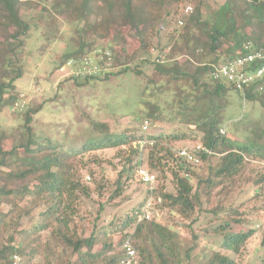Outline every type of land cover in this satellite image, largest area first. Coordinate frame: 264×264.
I'll list each match as a JSON object with an SVG mask.
<instances>
[{"label":"trees","instance_id":"16d2710c","mask_svg":"<svg viewBox=\"0 0 264 264\" xmlns=\"http://www.w3.org/2000/svg\"><path fill=\"white\" fill-rule=\"evenodd\" d=\"M206 1L208 0H0V112L8 107L13 115L18 116V112L13 110L14 102L18 99L15 82L24 75L21 61L31 30L28 16L21 14L22 8L33 10L38 4L41 11L51 15L54 12L67 19L86 20L89 24L87 31L105 42L110 36V31L115 28L133 30L139 41L138 49L133 53L145 54L142 61L148 63V52L162 45V33L169 30L175 20L177 23V20L181 21L180 18L186 17L183 9L187 4L194 5L197 13H200ZM52 18L56 21L54 14ZM192 21L194 26L199 28V34L187 33L184 46L177 45L163 58L162 63L160 60L163 56H157L153 63L162 79L160 83L150 80L152 89L146 87L140 96L139 105L149 108L153 114L154 122L151 126L154 123L166 122L168 131L163 130V134L154 133L152 130L145 133L142 126L138 134H117L107 124L96 122L93 123V128L103 135L101 139L65 149L51 142L45 147L34 140L32 115L39 110L30 108L22 114L28 136L26 144L5 149L2 146L4 134L0 133V230L7 228L10 222L12 226L18 224L21 219V215L17 213L18 203L31 196L34 202H44L48 206L42 216H56L61 241L71 249L72 255L76 256L75 260L67 264H118L123 243L129 237L140 241V244H134L138 251L139 264H239L235 257L255 235V230L233 216L210 228L217 237L212 244L214 250L201 259L198 255L194 257L195 243L193 247L183 250L181 238L177 233L153 220L140 219L147 196L144 198L145 202L137 205L134 213L128 215L123 222H111V233L112 237L117 235L116 242L111 240L108 230L104 227L95 225L89 236L80 235L74 227L71 228V217L68 215L74 208L64 200V197L70 196L80 187L79 180L75 181L73 174V162L91 152L121 149L122 155L125 156L115 181L116 190L113 197L121 195L124 183H129L135 178L141 166H148L156 172L169 173L175 183L176 192L159 193V196L168 202L167 207L177 209L178 214L185 219L196 211L202 185L215 189L228 178L240 174L248 160L264 162V131L259 141L251 143L240 142L233 136L227 137L220 133L224 122V109L219 106L218 100L232 87L211 78V66L219 65V58L207 60L216 54L225 42H231L233 45L226 50L227 60L224 62L239 56L246 42L251 41L256 49L264 48V0H226L215 19L206 21L202 26L197 18ZM244 26L249 27V34H246ZM56 34L50 30L48 41L57 38ZM90 49L91 45L84 44L78 50L66 53L63 61L84 56ZM184 49L185 54L182 53ZM113 53L117 69L121 67V56H117L116 51ZM178 55H183L180 57L183 60L176 59ZM193 60L196 61V67L189 73L186 70ZM127 71L128 69L124 68L119 72ZM133 71L142 76L141 70ZM119 72H110L103 78L74 80H105ZM160 95L164 96L163 100L157 97ZM151 97L153 100H150ZM244 97L259 102L264 107V92H258L256 87L248 89ZM184 126L191 132H197L196 135L200 134V141L194 142V139L191 145L201 143L212 151L211 155L201 157L202 164L214 156L219 157L217 168L211 170L217 180L214 177L209 180L201 179L199 167L202 164L199 166L189 163L178 155L177 151L181 149L178 142L186 139L183 130L179 129ZM184 131L186 132L187 128ZM142 141H153V145L141 147ZM246 181L251 183L253 197H259L264 187V174L254 181ZM15 183H20V186L14 187ZM82 192L89 196L87 188L83 187ZM230 199L234 201L235 197L230 196ZM4 203L11 205L7 212L1 211ZM101 211L102 207L98 217ZM232 212L239 214L237 210L232 209ZM214 213L218 214L216 210ZM11 216L18 219L11 220ZM196 220L195 218L193 221ZM46 228L47 226L40 225L36 226L35 230L43 231ZM26 234L28 233H25V236ZM221 238V249L216 250L215 245ZM24 245L25 242L14 243L13 240L9 244L1 242L0 264L8 263L12 254H19L24 263L29 264L36 250H26ZM228 252H231L233 257H230Z\"/></svg>","mask_w":264,"mask_h":264},{"label":"rangeland","instance_id":"374dc122","mask_svg":"<svg viewBox=\"0 0 264 264\" xmlns=\"http://www.w3.org/2000/svg\"><path fill=\"white\" fill-rule=\"evenodd\" d=\"M225 2L226 0H208L200 13H197L195 6L190 4L193 13L180 18L183 25L178 20L175 23V20L169 30L162 33V45L148 52V63L142 61L145 54L137 52L134 55L133 53L139 46L133 30L115 28L110 31V36L105 42L87 31L89 24L86 20L67 19L52 12V15L56 17L54 21L51 13L41 11V6L38 4L33 10L22 8L21 14L28 16L31 30L21 61L24 75L15 82L18 99L13 107L15 104H22L24 107L17 113L18 116L13 115L8 107L0 112V133L4 134L2 146L10 149L27 143L28 136L22 114L28 108L39 110L32 115L31 125L34 140L45 147H48L51 142L65 149L101 139L103 135L93 128V123L96 122L107 124L117 134H138L145 120L149 121V130L154 133L162 132L163 134V130L168 131L166 122L154 123L151 126L154 122L153 114L149 108L139 105L140 96L146 87H150V80L160 83L162 79L153 62L158 55H161L162 63L163 58L168 56L177 45L183 47L187 33L199 34V28L192 23L193 18H197L202 26L206 21L215 19V15ZM187 7L183 9L184 14ZM246 27L244 26L245 32L249 34L250 29ZM188 28H191V31ZM50 30L53 34L57 33V38L48 41L47 35ZM103 43L111 47L113 52L116 51L117 56H121L119 59L121 67L114 72L127 68L126 73L119 72L105 80L75 82L74 78L66 76L70 71L66 73L60 71L66 63L63 61L66 53L78 50L84 44L91 45L93 48ZM224 44L207 60L218 57L220 60L218 63L225 61L226 50L233 44L231 42ZM182 53L185 54L186 50L184 49ZM182 56L178 55L176 59ZM195 62L193 60L186 71L192 73L196 67ZM133 69L141 70L142 76L136 75ZM157 97L161 100L164 98L163 95ZM150 100H153V97ZM218 102L224 109L222 128L226 131L225 136H233L240 142L259 141L264 131V107L259 102L246 99L242 93L234 89L228 90ZM179 129L183 130L186 139L178 142V147L191 145L194 139L196 140L194 142L200 141L201 137L200 134L196 135L197 132H191L185 126ZM122 153L121 149L91 152L78 157L73 162V174L75 181L79 180L80 187L70 196L64 197V200L74 208L68 215L69 218L71 217L70 226L74 227L80 235L89 236L97 225L106 228L111 240L116 242L117 235L112 237L111 222L119 224V221L132 215L137 205L148 197L146 202L144 201L145 204L147 203L151 191L141 182L137 173L129 183H124L121 195L113 197L116 190L115 181L125 158ZM21 155H23L22 152ZM218 159L219 157L214 156L208 162L199 164L201 179H213L214 174L211 170L217 168ZM144 167L148 168V166ZM151 171L156 176V182L152 186L155 199L150 211V220L177 233L181 238L180 244L183 250L193 247L195 243L194 257L198 255L202 259L203 256H208L211 250H214L212 244L217 238L210 228L233 216L255 230V235L235 257V260L239 264H264V187L261 195L256 198L252 195L251 183H246V180L254 181L264 174V162L248 160L240 174L228 178L224 184L215 189L205 188L202 185L196 211L188 219L180 216L177 209L167 207L168 202L159 196V193L166 192L175 194L172 176L169 173ZM214 179L217 180L215 177ZM191 181L194 180L191 178ZM13 186L18 187L20 183H15ZM83 187L89 190V196L83 194ZM230 196L235 197L234 201L230 199ZM101 207L102 211L98 217ZM18 208L17 213L21 215V219L16 226H12L10 222L7 228L0 230V243L9 244L12 240L14 243L25 242L26 250L35 249L29 264H67L76 259L71 249L64 246L61 241L55 221L56 216L51 218L42 216L48 209L44 202L36 203L33 197L28 196L18 203ZM10 209L11 205L8 203H4L1 207L3 212ZM232 209L237 210L239 214H232ZM214 210L218 214H215ZM143 217L140 215V219H144ZM12 218L18 219L16 216H11V220ZM195 218L196 222L193 221ZM40 225L47 226L46 230L36 231L35 227ZM25 233L28 234L25 236ZM68 233L70 234V231ZM132 243L140 244V241L132 239ZM221 243L222 238L215 245L216 250L221 249ZM228 255L233 257L231 252H228Z\"/></svg>","mask_w":264,"mask_h":264},{"label":"built area","instance_id":"2783aa9c","mask_svg":"<svg viewBox=\"0 0 264 264\" xmlns=\"http://www.w3.org/2000/svg\"><path fill=\"white\" fill-rule=\"evenodd\" d=\"M192 13L193 8L188 6L185 10V15L189 16ZM179 23L183 25V21ZM104 44L95 45L84 56L77 59H69L60 71L65 73L70 71L66 76L74 79L103 78L110 72L115 71L113 50ZM211 67V78L214 81L223 82L244 96L246 91L251 87H256L258 92H264V48L256 49L251 41L243 44L242 53L236 58L219 65H212ZM23 107L24 105L22 104H15L13 110L20 112V109H23ZM149 127V121L145 120L142 124L143 131L150 133ZM220 133L225 135V129L222 128ZM147 144L152 146L153 141H142L141 147ZM177 153L189 163L199 165L202 163L201 157L211 155L212 151L208 147L198 143L184 146ZM137 174L141 182L149 187L151 191L147 203L142 208L143 218L150 220V211L153 208V201L155 199L152 186L156 182V176L150 169L144 166L139 167ZM6 264L25 263L19 254H12L9 262ZM118 264H139L137 250L132 243L131 237L127 238L123 243L122 256Z\"/></svg>","mask_w":264,"mask_h":264},{"label":"crops","instance_id":"0c3cea01","mask_svg":"<svg viewBox=\"0 0 264 264\" xmlns=\"http://www.w3.org/2000/svg\"><path fill=\"white\" fill-rule=\"evenodd\" d=\"M226 60H227V57H226ZM222 62H224V61H222ZM222 62H220V63H222ZM220 63H219V64H220Z\"/></svg>","mask_w":264,"mask_h":264}]
</instances>
